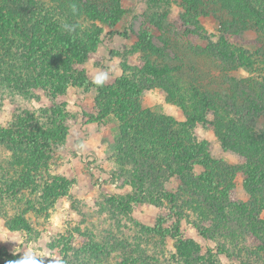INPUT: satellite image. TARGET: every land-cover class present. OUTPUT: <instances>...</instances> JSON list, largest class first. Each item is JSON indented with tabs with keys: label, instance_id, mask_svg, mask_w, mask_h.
Here are the masks:
<instances>
[{
	"label": "rangeland",
	"instance_id": "1",
	"mask_svg": "<svg viewBox=\"0 0 264 264\" xmlns=\"http://www.w3.org/2000/svg\"><path fill=\"white\" fill-rule=\"evenodd\" d=\"M185 1L121 0L125 14L116 24L82 23L88 33L99 31L100 41L73 72L92 81L97 70H107V87L122 78L136 81L142 90L128 122L103 111L95 86L55 90L30 84L24 58L19 59L22 51L14 49V58L0 61V135L36 132L56 112L68 129L66 139L47 153L0 140V264L19 260L29 250L44 264L51 257L65 264H264V202H257L245 184L244 171L256 158L242 140L248 124L242 111L249 102L242 97L232 105L227 98V77L257 75L247 67L224 66L213 55L217 46L226 45L251 54L264 50L262 15L250 9L252 0ZM144 29L164 56L138 49ZM163 62L182 68L184 84L174 92L147 70ZM4 66L15 67L24 81L10 83L15 79H7L11 72ZM209 97H216L225 117L236 119L228 143L223 142V123H216V107L203 110V118L187 127L194 121L195 104ZM261 113L256 130L264 128ZM153 116L173 119L172 130L179 134L161 136ZM194 143L205 146L212 164L229 168L233 186L227 196L193 187L204 167L195 165L193 176L182 172L180 160ZM24 179L31 180L28 186L22 185ZM247 204L250 212L244 210ZM22 214L31 234L7 225ZM174 229L177 238L170 233ZM187 240L199 246L190 263L177 253L178 243ZM96 245L106 254L96 255Z\"/></svg>",
	"mask_w": 264,
	"mask_h": 264
},
{
	"label": "trees",
	"instance_id": "2",
	"mask_svg": "<svg viewBox=\"0 0 264 264\" xmlns=\"http://www.w3.org/2000/svg\"><path fill=\"white\" fill-rule=\"evenodd\" d=\"M185 2L194 3L191 0ZM252 3L254 5H250V9L257 10L256 13L262 15L263 23L260 27L264 34V0H252ZM261 7L262 13H260ZM193 8L196 9L197 7ZM124 14L121 0H88L86 2L82 0H0V51L2 50L0 61L6 63L7 55L14 58V49H17L22 51L19 59L21 56L24 58V68L30 74L28 79L30 84L46 85L55 90H61L68 85H76L88 90L94 85L82 75H76L73 72V66L87 60L88 51L97 46L100 38L99 31L96 34L84 31L82 23L90 20L116 24ZM64 24L71 25L73 31L65 30L62 27ZM126 33L121 35L125 36ZM137 45L138 49L143 50L148 55L164 56V52L152 41V35L147 29L141 32ZM238 52L241 54L239 55ZM226 54L231 56V60L223 57ZM257 54H251L240 49L238 51L234 46L227 45L217 46L213 52V55L219 58L224 66H243L256 71L257 77L247 79H230L227 77L231 86L227 98L235 102L231 103L232 105L236 104L237 99L242 97H245L246 101L249 102V105L242 111L248 122L242 131V133H246L242 140L249 147V153L256 158L250 160L248 169L244 171L246 173L245 184L248 190L259 197L257 202L262 203V201L264 202V190L262 188L264 187V128L256 130L254 122L260 112L264 114V71H262L264 68V50L260 49ZM161 64L150 65L147 70L152 75L159 76L164 81L163 86L169 92H174L184 84L182 68L174 69L165 62ZM3 68L6 69L5 72H11L7 79H15L11 80L10 83L17 79L24 81V77L19 75V70H16L15 67L4 66ZM25 82L28 81L25 80ZM21 87L19 84L17 88L21 89ZM141 90L136 81L122 78L113 86L99 88L98 98L105 113L113 111L124 122H128L126 121L129 120L128 117L134 116V112H136V97L138 98L141 94ZM215 99L216 97H209L204 99L205 103L195 104L191 110L194 121L187 127H194V123L203 118V110L216 107V123H223V142L228 143L230 139L232 140L233 135L231 134L236 132L231 131H234L237 122L233 117L230 118L228 115L225 117L222 107ZM55 115L50 118L48 125L38 127L36 132H23L18 136L2 133L0 140L15 146L31 147L38 152L47 153L52 148L59 146L68 134L67 126L63 120ZM140 120V118L137 119V126H141ZM154 121L160 127L161 136L166 137L165 135L174 132L179 134V131L172 130L173 119L170 117L153 116L151 122ZM226 122L229 123L226 124ZM251 142H253L252 145ZM180 162L184 164L181 166L182 172L192 176V168L195 165L204 167V172L197 176V181L193 187L203 191L208 190L209 192L205 194L216 193L227 196L233 186L232 173L231 176L227 174L229 168L223 169L221 165L212 164L213 160L203 145L198 143L188 145L186 156ZM224 173L227 174V177L223 175ZM30 182L31 180L24 179L22 185L28 186ZM257 188H262V193L257 192ZM66 192L67 189L58 194H66ZM118 205L121 208L125 207L123 202H119ZM250 209L251 206L248 204L244 206V210ZM26 219L25 215L22 214L20 219H15L12 224L7 225L12 230L23 229L31 234V226ZM262 228L264 230V224H262ZM154 231L157 232V227H154ZM170 233L175 238L180 236L178 229L171 230ZM177 249L178 258L190 263L192 258H196L199 246L195 241L187 240L178 243ZM92 251L96 255L106 254L104 248L97 245ZM142 252L146 253L145 250ZM139 261V258H134V262Z\"/></svg>",
	"mask_w": 264,
	"mask_h": 264
},
{
	"label": "clouds",
	"instance_id": "3",
	"mask_svg": "<svg viewBox=\"0 0 264 264\" xmlns=\"http://www.w3.org/2000/svg\"><path fill=\"white\" fill-rule=\"evenodd\" d=\"M62 27L69 32L73 31V27L71 25L64 24ZM108 80L109 72L107 70L100 69L95 72L91 82L99 89L104 87ZM79 147H83V145L81 144ZM10 264H44V260L43 257L38 256L35 251L29 250L23 253V256L19 260H14L10 262ZM49 264H65V262L63 259L51 257Z\"/></svg>",
	"mask_w": 264,
	"mask_h": 264
}]
</instances>
